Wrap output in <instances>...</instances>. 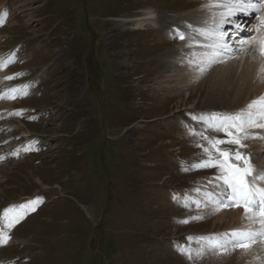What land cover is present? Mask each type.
I'll return each instance as SVG.
<instances>
[{
	"label": "rangeland",
	"instance_id": "obj_1",
	"mask_svg": "<svg viewBox=\"0 0 264 264\" xmlns=\"http://www.w3.org/2000/svg\"><path fill=\"white\" fill-rule=\"evenodd\" d=\"M205 2L0 0V57L16 59L0 70V94L28 93L0 99V229L11 237L0 264H256L220 238L230 220L203 201L217 169L191 168L209 147L193 133L227 139L200 118L247 101L208 76L165 81L187 69L185 14ZM148 9L157 26L133 30ZM243 143L254 176L255 143ZM37 200L5 227L4 209Z\"/></svg>",
	"mask_w": 264,
	"mask_h": 264
},
{
	"label": "bare ground",
	"instance_id": "obj_2",
	"mask_svg": "<svg viewBox=\"0 0 264 264\" xmlns=\"http://www.w3.org/2000/svg\"><path fill=\"white\" fill-rule=\"evenodd\" d=\"M228 2L229 0H207V2L201 6V11H189L185 14L186 16L192 15L190 18L187 17L184 22L189 29V34L185 43H187L190 48H193L188 51L185 56L181 57L183 62L188 66L184 73L180 72V69L176 70V72H168L165 81L171 78H182V80L186 81V83H183V86H186L208 76L207 78H210L212 82L217 79L227 84L224 85L225 93H223V95L234 94V103H237L238 100H244L245 102L247 101L248 105L254 98L256 99L264 95V73L261 72L264 61L261 60L254 45L247 46L242 43L244 41H250L251 38L256 35L258 26L255 20H251V22L247 21H250L249 13L255 12L251 9H249L247 13L237 11L235 14L242 13L238 21L232 18V15L226 16L225 22L221 26L219 24L221 14L225 13L227 9L222 6L209 7V5L214 3L224 5ZM233 2H236V0H233ZM252 2L258 3V0H252ZM1 7L2 4H0V16L3 17L5 11L1 12ZM24 10H22V12H24ZM156 12L157 11L148 9L143 14L141 13L142 15H139L138 18L134 20L133 30H142L148 24L154 27L157 26V22H155L157 17ZM247 24H252L248 30L245 28ZM237 25H239V27H237ZM220 31L224 33V42L230 45V48L227 50L215 47L218 42L217 33ZM210 59H215L216 62L211 63L209 66ZM201 68H204L203 72H201ZM218 89L222 91L221 88ZM250 130L253 136H257V138L253 139L255 143L254 151L257 152L256 155L259 157H256L258 160L257 170L254 176H250L248 179L250 183L254 182L256 186L264 187V179L257 177V173L264 172V129L250 128ZM15 153H17L18 156L22 155L21 151H14L12 156ZM4 156L3 154L0 162L4 160ZM253 177H256L254 181ZM211 185V189L205 191L203 201L207 204L210 212H214L215 210L222 212L217 218L218 222L222 223L228 218L230 220L229 227L223 232L224 235L220 236L223 241L232 245L235 241V236H233L232 233L234 231H239V229L254 233L264 232V226L245 218L243 208L222 206L221 202H223V204H229L230 201L225 198V186L220 181L216 180ZM237 250L248 253L247 258L251 263L256 262V264H264V237L257 235L255 243H253L248 250L239 247H237Z\"/></svg>",
	"mask_w": 264,
	"mask_h": 264
},
{
	"label": "snow or ice",
	"instance_id": "obj_3",
	"mask_svg": "<svg viewBox=\"0 0 264 264\" xmlns=\"http://www.w3.org/2000/svg\"><path fill=\"white\" fill-rule=\"evenodd\" d=\"M224 7L227 9L225 13L221 14L219 24L222 25L225 22L226 16L234 15L237 11L247 13L249 9L260 14V24L257 28L256 35H254L250 41H244L243 44L247 46H255L258 51L261 60L264 61V0H260L259 3H253L252 0H229L227 4L219 5L212 4L209 7ZM6 15V13H5ZM3 23V17H0V25ZM239 27V25H237ZM218 42L215 47L219 49L227 50L230 45L224 42V33L220 31L217 33ZM179 38L185 39L181 33ZM219 54V53H218ZM16 62L15 55L0 57V70L6 69L9 65ZM215 59L209 60V66L211 63H215ZM204 68H201V72ZM261 72L264 73V66L261 67ZM4 79L12 80L15 76H5ZM24 89L27 86H23ZM26 90L20 88H10L7 92L0 94V99H16L18 95H27ZM21 115V113H16ZM196 119V117H194ZM208 127L214 131L223 132L227 139L209 138L204 136L203 133H193L195 135L202 136L203 139L208 141L209 147H204L202 144L198 145L204 153L207 154V159L201 160L198 163L191 165L193 169H205L215 168L218 171L216 179L225 186L224 196L230 201L229 204H223V207H241L243 208L246 219L252 220L264 226V187L256 186L249 182L248 177L253 175V166L251 164V157L245 155L240 151L241 148L247 147L243 143L244 140L249 138L255 139L257 137L251 135L247 129L249 128H261L264 129V95L253 99L245 109L240 110L235 114H222L217 116L212 114L209 118H200ZM231 144L236 145L235 151H225L220 145ZM30 150V149H29ZM213 152L216 154L213 156ZM2 159V158H0ZM188 171V168L184 169ZM257 177L264 179V172L257 173ZM256 177H253V181ZM199 191V190H197ZM39 201H29L19 206H10L4 209L3 219L5 221V227L12 229L23 218L24 210L31 205V210L35 211V206ZM201 217H196L200 219ZM187 223V221H182ZM233 236L237 239L233 242L234 247H239L244 250H248L256 241V236L260 235L264 237V232L254 233L251 231H234ZM11 239L7 231L0 229V242L7 244ZM191 239V237L189 238ZM215 247L224 248V245L216 244ZM191 259V251L189 249H181Z\"/></svg>",
	"mask_w": 264,
	"mask_h": 264
}]
</instances>
